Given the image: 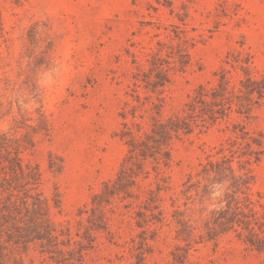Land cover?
I'll list each match as a JSON object with an SVG mask.
<instances>
[{
	"label": "rangeland",
	"instance_id": "374dc122",
	"mask_svg": "<svg viewBox=\"0 0 264 264\" xmlns=\"http://www.w3.org/2000/svg\"><path fill=\"white\" fill-rule=\"evenodd\" d=\"M0 264H264V0H0Z\"/></svg>",
	"mask_w": 264,
	"mask_h": 264
}]
</instances>
